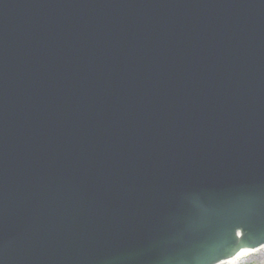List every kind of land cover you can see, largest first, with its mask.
Here are the masks:
<instances>
[{"label": "water", "instance_id": "obj_1", "mask_svg": "<svg viewBox=\"0 0 264 264\" xmlns=\"http://www.w3.org/2000/svg\"><path fill=\"white\" fill-rule=\"evenodd\" d=\"M258 248L264 0H0V264Z\"/></svg>", "mask_w": 264, "mask_h": 264}, {"label": "rangeland", "instance_id": "obj_2", "mask_svg": "<svg viewBox=\"0 0 264 264\" xmlns=\"http://www.w3.org/2000/svg\"><path fill=\"white\" fill-rule=\"evenodd\" d=\"M237 264H264V249H260L259 253L247 256Z\"/></svg>", "mask_w": 264, "mask_h": 264}, {"label": "bare ground", "instance_id": "obj_3", "mask_svg": "<svg viewBox=\"0 0 264 264\" xmlns=\"http://www.w3.org/2000/svg\"><path fill=\"white\" fill-rule=\"evenodd\" d=\"M259 250H260V248L258 249V251H259ZM254 253H257V252L252 251V255H253ZM247 256H249V255L243 253V259L246 258ZM243 259H242V260H243ZM242 260H238V261L231 262V263H227V264H237V263H239V262L242 261Z\"/></svg>", "mask_w": 264, "mask_h": 264}]
</instances>
